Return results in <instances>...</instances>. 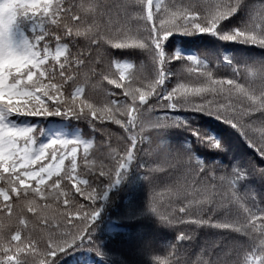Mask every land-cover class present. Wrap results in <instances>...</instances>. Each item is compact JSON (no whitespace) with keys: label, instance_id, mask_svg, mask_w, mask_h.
<instances>
[{"label":"snow or ice","instance_id":"1","mask_svg":"<svg viewBox=\"0 0 264 264\" xmlns=\"http://www.w3.org/2000/svg\"><path fill=\"white\" fill-rule=\"evenodd\" d=\"M13 2L11 20L0 17V264H56L59 255L91 243L97 200L134 162L151 189L149 210L162 224L181 226L169 256L155 264H264V206L251 189L239 190L250 177L264 179V166L206 163L191 146L173 149L163 139L170 127H188L168 113H203L235 129L264 160V63L213 57V70L204 59L169 55L164 47L176 34H207L264 49V0L228 31L221 25L244 0ZM129 49L147 52L150 75L113 55ZM174 61L181 67L170 85ZM13 115L83 118L107 137L106 161L89 166L95 139L37 146L31 128L9 123ZM109 123L123 131L111 133ZM190 131L199 144L224 151L214 136ZM81 146L87 171L77 172ZM49 157L58 163L37 164ZM63 180L74 181L75 193L61 190ZM202 229L215 234L200 240Z\"/></svg>","mask_w":264,"mask_h":264},{"label":"trees","instance_id":"2","mask_svg":"<svg viewBox=\"0 0 264 264\" xmlns=\"http://www.w3.org/2000/svg\"><path fill=\"white\" fill-rule=\"evenodd\" d=\"M257 3L259 0H244L240 11L225 21L221 28L228 31L240 26L247 19L251 8ZM164 47L165 52L169 55L179 54L180 56H196L204 59L213 70H215V65L212 62L213 57L217 63L221 64L224 57H228L234 62L264 63V49L240 43L223 42L217 37L207 34H176L169 38ZM113 55L122 62L142 67L147 75L152 72L151 59L144 50L114 51ZM180 67V61H174L168 66L169 71L174 74L169 81L170 85L175 83V73ZM113 71H116L115 66ZM108 87L112 86L108 85ZM115 91L120 92L119 89ZM16 102L19 103V101ZM168 115L184 120L188 124V127H170L164 130L163 139L170 148L183 149L191 146L190 150L195 156L206 163L218 161L229 166L235 163L244 166L254 161L257 165L264 166V160L260 159L240 134L220 120L203 113L185 110L171 112ZM9 123L16 127L31 128L37 146L54 138L83 141L95 139L94 146L89 150L88 164L91 167L101 160L106 161L105 151L101 150V146L107 142V137L94 131L83 118L76 119L63 115L36 117L13 115L9 117ZM108 128L111 133L123 131L114 123H109ZM190 129H197L207 135L214 136L221 141L224 151L210 150L199 144L196 138L191 135ZM111 143L113 147H117L116 136L112 137ZM83 155V146H81L77 156V172L87 171L85 161L82 159ZM50 163H58V161H53L49 157L37 162V164L45 166ZM68 165L69 160L66 158L61 166L62 171ZM32 167L35 169L37 165H32ZM144 175L143 169L139 168L135 162L122 172L119 183L109 187L107 195L96 202L95 207L100 211L90 234L91 243L85 241L59 255L56 264H155V257L169 256L172 251L171 245L177 243V230L181 226L178 224L171 227L166 226L149 210L148 201L151 189L144 179ZM54 180L55 176L47 183L51 184ZM31 183L34 185L35 182ZM73 183L74 181L71 180L61 181V190L68 191L70 189L75 193ZM81 187L83 186L81 185ZM249 189L254 192L257 201L264 206V179L253 176L240 183L239 190L241 192ZM156 191L161 193L163 198L160 202L164 203V200L167 199L166 189L159 187ZM78 200L83 201V196L78 195ZM84 202L87 203V201ZM63 208V198H61V209ZM161 211L164 209L162 208ZM214 234L213 230L202 229L199 239H207ZM238 239L243 238L238 237Z\"/></svg>","mask_w":264,"mask_h":264},{"label":"clouds","instance_id":"3","mask_svg":"<svg viewBox=\"0 0 264 264\" xmlns=\"http://www.w3.org/2000/svg\"><path fill=\"white\" fill-rule=\"evenodd\" d=\"M15 4L13 0H4L3 3H0V17L7 18L9 21L14 15Z\"/></svg>","mask_w":264,"mask_h":264}]
</instances>
